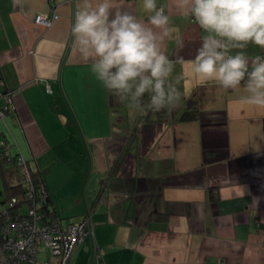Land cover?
<instances>
[{
  "label": "crops",
  "instance_id": "1",
  "mask_svg": "<svg viewBox=\"0 0 264 264\" xmlns=\"http://www.w3.org/2000/svg\"><path fill=\"white\" fill-rule=\"evenodd\" d=\"M81 4L0 0V107H8L0 133L41 172L63 228L85 215L92 222L68 264H264V108L241 103L243 82L224 90L196 76L190 61L207 34L180 0H157L175 27L161 47L177 61L170 79L180 101L129 109L74 46ZM115 6L149 15L143 0ZM54 13L50 26L35 24ZM245 52L264 55L252 44ZM186 112L194 119H182ZM34 264L58 259L37 255Z\"/></svg>",
  "mask_w": 264,
  "mask_h": 264
},
{
  "label": "clouds",
  "instance_id": "2",
  "mask_svg": "<svg viewBox=\"0 0 264 264\" xmlns=\"http://www.w3.org/2000/svg\"><path fill=\"white\" fill-rule=\"evenodd\" d=\"M115 5L82 0L71 28L76 50L129 109L146 114L176 107L181 93L170 77L177 61L161 47L175 31L170 16L157 0H143L146 21ZM179 7L207 34L190 61L196 76L224 90L243 82L241 103L264 108V55L245 52L249 44L264 50V0H180ZM184 46L181 39L178 47Z\"/></svg>",
  "mask_w": 264,
  "mask_h": 264
},
{
  "label": "built area",
  "instance_id": "3",
  "mask_svg": "<svg viewBox=\"0 0 264 264\" xmlns=\"http://www.w3.org/2000/svg\"><path fill=\"white\" fill-rule=\"evenodd\" d=\"M55 19L56 13L52 17L38 14L34 22L48 27ZM3 97L9 101L11 93L7 92ZM6 109L7 107L0 108V120L4 119ZM9 146L8 144L6 148ZM18 166L27 192L24 202L11 198L8 209L3 211L5 219L1 227L3 238L0 241V264H34L41 246L51 250L52 255L58 259V264H67L75 245L81 243L87 234H92L91 220L86 216L66 228L62 227L57 218L43 221V215L36 211L34 205L39 201L38 198L40 201L46 198L45 191L42 186L37 189L31 183L30 171L23 158L18 159ZM21 204L27 207L25 215L19 213ZM95 258H101L99 248Z\"/></svg>",
  "mask_w": 264,
  "mask_h": 264
},
{
  "label": "trees",
  "instance_id": "4",
  "mask_svg": "<svg viewBox=\"0 0 264 264\" xmlns=\"http://www.w3.org/2000/svg\"><path fill=\"white\" fill-rule=\"evenodd\" d=\"M4 107H7V106H4ZM4 107L2 106L0 108H4ZM7 111H8V107L5 111V115H6ZM194 117H195L194 115H191L188 112H186L182 115V119H184V120H191V119H194ZM4 118H5V116H4ZM0 121L4 122V119L0 120ZM1 143H2V145H0V181H1L3 188H4L5 197L0 201V203L2 204V210L0 211V241H2V238H3V235L1 234V227L4 224V219H5L4 215H3V211L8 209V204H9L11 198H18V200L20 202H24L25 197H26L25 196L26 195L25 193L27 192L26 184L21 178L20 167L18 166V159H20V158H23L26 161V164L28 166V169H29L30 175H31V183L37 189L40 186H42L43 190L45 191V194H46V198L43 201H40V198H38L37 200H39V201L35 202L34 206H35L36 211L39 214L43 215V221L51 220L52 218H57L55 211H54V209L50 203L49 194L45 188V185H44V182H43V179L41 176V172L37 169V167H34L33 160L31 158L26 157L21 152L16 141L13 138L11 139L10 136H7V134H1L0 133V144ZM8 144L10 146L8 148H6V146ZM122 153H123V155H121V157H119V159L116 161L115 165L113 166L112 173L116 172V170H118V168L120 167V165L124 159L123 158L124 152H122ZM13 176H15L17 179H15L16 181L11 182L10 180L14 179ZM210 193H211V197H212L213 193L212 192H210ZM0 194H1V191H0ZM26 203H29V205L32 204V202H26ZM20 208L21 209L19 210V213L21 215H25L27 213L26 212L27 207H24V205L21 204ZM86 216L87 215L83 216L80 219H83ZM72 223H74V222H72ZM86 236L84 237V239L86 238ZM77 245H75V247ZM97 248H99L100 253L102 255L103 249L99 246H97ZM96 253H97V251L95 252V254L92 253V260L93 261L96 259L95 258ZM70 257H71V255H70ZM69 260H70V258H69Z\"/></svg>",
  "mask_w": 264,
  "mask_h": 264
},
{
  "label": "rangeland",
  "instance_id": "5",
  "mask_svg": "<svg viewBox=\"0 0 264 264\" xmlns=\"http://www.w3.org/2000/svg\"><path fill=\"white\" fill-rule=\"evenodd\" d=\"M14 177V179H11L10 181L11 182H14V181H16L15 179H17L15 176H13ZM0 191H1V194H0V201L5 197V193H4V188H3V185H2V183H1V181H0ZM2 210V204L0 203V211ZM68 220H65V222H67ZM40 252H39V254H38V256L40 257V258H42V257H44V256H49V255H52V253H51V250L50 249H48V248H46V247H43V246H41L40 247Z\"/></svg>",
  "mask_w": 264,
  "mask_h": 264
},
{
  "label": "bare ground",
  "instance_id": "6",
  "mask_svg": "<svg viewBox=\"0 0 264 264\" xmlns=\"http://www.w3.org/2000/svg\"><path fill=\"white\" fill-rule=\"evenodd\" d=\"M88 235V234H87ZM98 250L97 246H94V251L93 254H95V252Z\"/></svg>",
  "mask_w": 264,
  "mask_h": 264
}]
</instances>
